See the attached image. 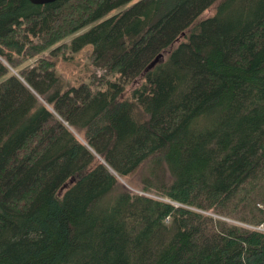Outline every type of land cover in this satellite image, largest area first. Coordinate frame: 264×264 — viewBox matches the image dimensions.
Returning <instances> with one entry per match:
<instances>
[{
  "label": "trees",
  "instance_id": "trees-1",
  "mask_svg": "<svg viewBox=\"0 0 264 264\" xmlns=\"http://www.w3.org/2000/svg\"><path fill=\"white\" fill-rule=\"evenodd\" d=\"M129 1L0 0V264H264V0Z\"/></svg>",
  "mask_w": 264,
  "mask_h": 264
},
{
  "label": "rangeland",
  "instance_id": "rangeland-1",
  "mask_svg": "<svg viewBox=\"0 0 264 264\" xmlns=\"http://www.w3.org/2000/svg\"><path fill=\"white\" fill-rule=\"evenodd\" d=\"M136 0H131L120 7H117L109 12H115L120 9H124L131 5ZM211 10L204 11V13H209ZM203 14V13H202ZM92 23H88L81 28H79L77 31L73 33V35L78 34L86 29H88L91 26ZM69 41V38L66 40ZM68 56L66 58H62L59 56L58 59V71L61 73L63 80L65 82H73L75 80H83L90 72L91 69L94 68V70L99 74L102 72L101 67L99 66H92L91 58H90V47L87 45L85 47H82L81 49L77 51H66ZM144 171V173L142 172ZM148 175L149 180L155 183L156 180H159L162 178L163 174L161 171H158L156 173H151L149 168H138L135 172L125 176L121 177V180L123 181V184L128 186L131 190L135 192H142V193H148V194H154L155 187L154 184L149 188V191H143V179ZM262 229V228H261Z\"/></svg>",
  "mask_w": 264,
  "mask_h": 264
},
{
  "label": "water",
  "instance_id": "water-1",
  "mask_svg": "<svg viewBox=\"0 0 264 264\" xmlns=\"http://www.w3.org/2000/svg\"><path fill=\"white\" fill-rule=\"evenodd\" d=\"M31 2H33V3H44V2H50V1H53V0H30ZM159 56H160V54L159 55H156L154 58H153V60L150 62V65H152V64H154L157 60H158V58H159ZM120 178V180H121V177H119ZM122 181V180H121ZM123 182V181H122ZM66 185V184H65ZM64 185V186H65Z\"/></svg>",
  "mask_w": 264,
  "mask_h": 264
}]
</instances>
